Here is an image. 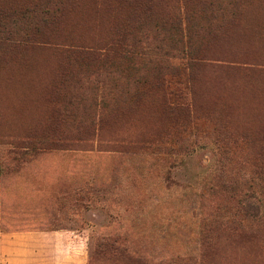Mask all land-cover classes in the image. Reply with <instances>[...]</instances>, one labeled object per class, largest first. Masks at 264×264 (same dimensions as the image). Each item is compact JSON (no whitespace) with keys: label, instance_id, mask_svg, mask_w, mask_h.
<instances>
[{"label":"rangeland","instance_id":"obj_1","mask_svg":"<svg viewBox=\"0 0 264 264\" xmlns=\"http://www.w3.org/2000/svg\"><path fill=\"white\" fill-rule=\"evenodd\" d=\"M208 1L0 0V264H264V0Z\"/></svg>","mask_w":264,"mask_h":264},{"label":"trees","instance_id":"obj_2","mask_svg":"<svg viewBox=\"0 0 264 264\" xmlns=\"http://www.w3.org/2000/svg\"><path fill=\"white\" fill-rule=\"evenodd\" d=\"M179 1V0H178ZM182 1V0H181ZM207 3H213V0H209ZM187 31L186 23L180 15L175 14V35L177 38V43H180ZM247 42L251 43L252 37L251 35L247 37ZM34 146L32 144V140L28 138L18 139L16 142L12 143L10 147V153L13 155V162H19V160H23L28 151H33ZM0 175H2V169L0 170ZM96 249H100L101 251L110 252L116 258H120L125 261L126 264H143L138 262L133 255L128 254L125 247L120 246L117 239H108V240H100L96 244Z\"/></svg>","mask_w":264,"mask_h":264},{"label":"crops","instance_id":"obj_3","mask_svg":"<svg viewBox=\"0 0 264 264\" xmlns=\"http://www.w3.org/2000/svg\"><path fill=\"white\" fill-rule=\"evenodd\" d=\"M53 241H54V239H53ZM29 242H31V241L29 239H26V238H13V247H23V246H26L27 244H29ZM16 252L21 253V254L26 253L24 248H13V254ZM32 252L36 253V250L33 249L29 254H31Z\"/></svg>","mask_w":264,"mask_h":264}]
</instances>
